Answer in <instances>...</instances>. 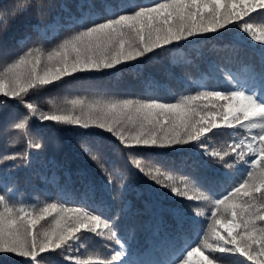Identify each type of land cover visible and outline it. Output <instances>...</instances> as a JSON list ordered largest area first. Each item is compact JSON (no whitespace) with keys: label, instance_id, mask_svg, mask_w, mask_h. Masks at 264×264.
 Instances as JSON below:
<instances>
[{"label":"snow or ice","instance_id":"obj_1","mask_svg":"<svg viewBox=\"0 0 264 264\" xmlns=\"http://www.w3.org/2000/svg\"><path fill=\"white\" fill-rule=\"evenodd\" d=\"M54 8L52 0H11L0 6V29L7 31L10 22L35 16V31L40 18ZM60 12H68L67 19L53 15L44 26L45 34L70 30L72 24L79 27L55 47L0 49V108L14 100L25 109L0 125V134L6 137L0 145V165L12 161L5 170L19 169L30 162L29 149L44 147L30 138L34 120L102 130L119 141L131 165L148 180L173 197L195 202L160 209L175 228L168 234V258L151 264H264V0H153L151 4L101 0L99 9L95 0H80L79 15L66 4L60 5ZM222 30H230L233 41L243 43L247 38L259 44L258 67L246 66L258 86L241 84L228 73L230 84L225 90L197 91L176 102L77 97L68 101L67 108L41 107L44 101L39 93L77 73L118 69L170 50L179 63L191 64L193 60L179 51L185 46L181 42L191 45L192 38ZM29 40L31 36L24 35L16 43L22 48ZM225 133L232 137L230 144L223 149L210 146L212 136ZM22 140L23 151H9ZM183 145L203 149L202 155L218 161V177L199 172L208 167L206 160L165 167L143 151ZM78 146L104 177L99 189L89 182L88 190L107 192L115 200L111 197L115 184L121 206L116 208L101 196L95 207H65L60 202L38 207L18 202L16 191L5 185L0 189V254L26 258L27 264H40L46 254L59 257L56 264L61 260L64 264H141L132 259L131 234L119 232L129 211L126 197L131 189L126 170L118 168L114 159L121 148L94 131L81 134ZM236 165L241 167L234 172L224 170ZM182 236L187 238L180 240ZM96 238L109 243L98 248Z\"/></svg>","mask_w":264,"mask_h":264},{"label":"trees","instance_id":"obj_2","mask_svg":"<svg viewBox=\"0 0 264 264\" xmlns=\"http://www.w3.org/2000/svg\"><path fill=\"white\" fill-rule=\"evenodd\" d=\"M11 0H0V6H6ZM55 4L52 14L40 18L42 23L35 31L33 24L37 18L32 16L29 20L21 18L15 23H9L7 31L0 29V49L10 52H20L33 46L43 49H51L64 38L78 30V25L72 24L71 29L48 30L45 34V25L49 24L52 16L59 13L62 20H66L69 13L60 12V5L66 4L72 13L76 12L80 0H52ZM116 4L119 0H108ZM137 3L151 4L153 0H136ZM97 8H100L101 0H95ZM231 28V26H230ZM31 36V40L19 47L17 39ZM232 32L222 30V33H210L204 37L192 38L193 43L179 51L186 54V59L193 63H179L175 52L161 53L152 59L142 58L118 66V69L104 70L100 72L77 73L73 77L48 86L39 95L44 101L41 107L48 109L51 104L57 107H70L68 101L79 98L95 99H158L161 102H176L183 95H194L203 90H225L230 82L227 74H233L241 84L258 86V80L253 78L247 65L258 67L259 44L245 38V42L231 40ZM170 66V67H169ZM31 98V96L29 97ZM25 109L16 101L10 100L7 107L0 108V125H3L16 112H24ZM8 131H15L7 129ZM94 131L101 133L104 138L110 140L115 146L121 148L116 159V166L126 170L127 183L131 189L127 194L129 211L124 216L119 232L131 234L128 244L132 259L141 264H151L152 261L166 260L171 241L169 233H172L175 224L166 213L160 209L173 205L186 206L195 202L185 201L173 197L166 189H163L143 174L139 173L129 162L119 141L110 134L99 129H82L73 125H57L51 121H33L31 126V139L43 143L41 149H29L30 162L16 170L6 171L5 165H0V189L5 185L16 191V200L28 205L43 206L46 203L60 202L65 207H79L89 205L95 207V201L101 196L109 203H114L116 208L121 206L119 194L112 185L111 197L107 192L97 191L95 194L86 186L89 182L97 188L104 184V177L100 170L80 151L78 140L81 134ZM211 135V134H210ZM4 137L0 134V145ZM232 142V137L227 133L222 136H212L210 146L223 149ZM25 148L23 140L9 151L20 152ZM154 159L162 162L165 167L179 165L182 161L206 160L208 167L199 169L203 175L213 179L218 177L221 165L214 159L202 155L203 149H194L192 145L175 146L172 148L144 149ZM231 161V157H226ZM241 165L233 169H224L234 172ZM185 172L191 171L185 168ZM143 193V197L140 196ZM106 214H110L106 213ZM45 222H42L44 224ZM187 237H180L183 240ZM99 248L102 244H108L96 238ZM87 247V246H86ZM59 257L55 254H46L40 260V264H56ZM0 264H27L26 258L14 254H0ZM60 264H64L61 260Z\"/></svg>","mask_w":264,"mask_h":264}]
</instances>
